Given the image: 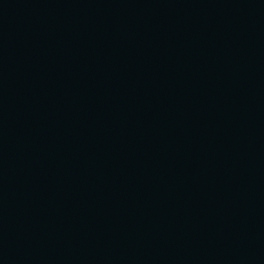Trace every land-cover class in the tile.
<instances>
[{"label":"water","instance_id":"water-1","mask_svg":"<svg viewBox=\"0 0 264 264\" xmlns=\"http://www.w3.org/2000/svg\"><path fill=\"white\" fill-rule=\"evenodd\" d=\"M0 264H255L202 0H0Z\"/></svg>","mask_w":264,"mask_h":264}]
</instances>
